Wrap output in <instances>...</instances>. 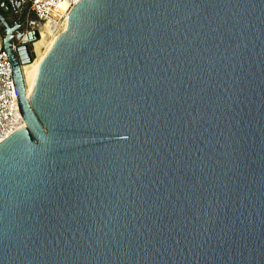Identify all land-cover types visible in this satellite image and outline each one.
I'll return each mask as SVG.
<instances>
[{
	"label": "water",
	"instance_id": "obj_1",
	"mask_svg": "<svg viewBox=\"0 0 264 264\" xmlns=\"http://www.w3.org/2000/svg\"><path fill=\"white\" fill-rule=\"evenodd\" d=\"M5 8L0 264H264V0H81L30 95Z\"/></svg>",
	"mask_w": 264,
	"mask_h": 264
},
{
	"label": "built area",
	"instance_id": "obj_2",
	"mask_svg": "<svg viewBox=\"0 0 264 264\" xmlns=\"http://www.w3.org/2000/svg\"><path fill=\"white\" fill-rule=\"evenodd\" d=\"M81 0H21L25 8L33 11L36 18L47 23L51 18L56 19L60 26L68 18L70 11ZM65 8V9H64ZM5 31L0 23V143L9 138L11 133L25 126L21 113L15 84L13 66L8 51L5 49ZM17 44L14 43V49Z\"/></svg>",
	"mask_w": 264,
	"mask_h": 264
},
{
	"label": "rangeland",
	"instance_id": "obj_3",
	"mask_svg": "<svg viewBox=\"0 0 264 264\" xmlns=\"http://www.w3.org/2000/svg\"><path fill=\"white\" fill-rule=\"evenodd\" d=\"M22 24V28L23 30L25 28L28 27V23H32V22H36L37 23V18L34 15L33 11L31 10V8H29V5L25 8L24 11L20 10L19 13L16 14V16H13L10 21L12 23H14L15 21H17ZM32 27V26H31ZM31 27H29L31 29ZM34 28V27H33ZM41 30V29H40ZM63 30V26H60V30ZM50 41V37H48L45 34H41L40 39L36 42L30 43V50H31V54L33 57V62L29 65L24 66V74H25V78H26V82L30 81L34 74H35V67H36V63L37 61L40 59L41 57V53H43V51L46 49L48 43ZM38 43L40 49L39 50H35V44Z\"/></svg>",
	"mask_w": 264,
	"mask_h": 264
},
{
	"label": "bare ground",
	"instance_id": "obj_4",
	"mask_svg": "<svg viewBox=\"0 0 264 264\" xmlns=\"http://www.w3.org/2000/svg\"><path fill=\"white\" fill-rule=\"evenodd\" d=\"M20 2H21V0H20ZM64 9H65V8H64ZM67 19H68V18H67ZM67 19H66V21H67ZM66 21H65L64 24H63V30H62V31H59V30H60V24H58L57 20H56V19H53V18H51L47 23H42V22H41V23L39 24L40 29H41V30H40V33H41V34H45V35H47L48 37H50V41H49V43H48L46 49L43 51V53H41L42 55H41L40 59H39V60L37 61V63H36L35 74H34L33 78H32L30 81L26 82V92H27L28 95H30V94L32 93L33 89H34L35 79H36V76H37V74H38V72H39V70H40L42 60H43L44 57L48 54V51H49V48H50L52 42H53L55 39H57V38L59 37V35H60L61 33H63V32L66 30V28H67V26H66ZM39 39H40V38H39ZM39 39H38V40H39ZM38 40H36V41H38ZM36 41H35V42H36ZM39 49H40L39 44L36 43V44H35V50L37 51V50H39ZM32 62H33V61H32ZM32 62H30V63H28V64H25L24 66L29 65V64H31ZM24 66H23V72H24ZM24 76H25V74H24ZM25 81H26V78H25ZM26 126H27V125L25 124L24 128H26Z\"/></svg>",
	"mask_w": 264,
	"mask_h": 264
},
{
	"label": "crops",
	"instance_id": "obj_5",
	"mask_svg": "<svg viewBox=\"0 0 264 264\" xmlns=\"http://www.w3.org/2000/svg\"><path fill=\"white\" fill-rule=\"evenodd\" d=\"M19 12H20V10H17V9L5 8V14H6V16H8L9 19H11L13 16H16V14ZM31 28H33V27H31ZM24 30L28 31V30H30V28L27 27Z\"/></svg>",
	"mask_w": 264,
	"mask_h": 264
},
{
	"label": "flooded vegetation",
	"instance_id": "obj_6",
	"mask_svg": "<svg viewBox=\"0 0 264 264\" xmlns=\"http://www.w3.org/2000/svg\"><path fill=\"white\" fill-rule=\"evenodd\" d=\"M18 21V20H17ZM17 21H15V22H17ZM19 23V22H18Z\"/></svg>",
	"mask_w": 264,
	"mask_h": 264
}]
</instances>
